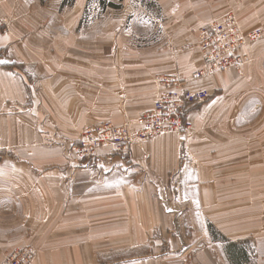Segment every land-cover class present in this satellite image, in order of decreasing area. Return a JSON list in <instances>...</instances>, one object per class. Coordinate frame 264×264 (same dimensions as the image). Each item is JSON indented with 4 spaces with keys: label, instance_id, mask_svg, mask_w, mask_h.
<instances>
[{
    "label": "crops",
    "instance_id": "obj_1",
    "mask_svg": "<svg viewBox=\"0 0 264 264\" xmlns=\"http://www.w3.org/2000/svg\"><path fill=\"white\" fill-rule=\"evenodd\" d=\"M63 1L0 0L6 26L0 34V261L19 246L33 251L30 264H186L177 238L160 252L159 239L166 243L179 213L165 211L156 195L160 185L166 193L175 190L169 177L183 158L178 135L162 134L127 153L101 148L80 163L66 140L102 122L136 121L153 106L156 80L174 77L189 91L208 94L186 111L189 154L199 163L196 178L211 173L208 164L201 167L205 160L245 158L250 141L230 129L257 120L264 126V39L243 48L247 60L240 69L196 79L193 73L203 68L196 34L232 10L243 30L253 29L264 21V0H157L150 10L139 6L156 14L160 28L145 43L127 31L130 14L123 2L128 6L129 0L120 9L98 8L95 17L88 0L61 6ZM246 105L249 111L258 107L257 119L243 120ZM208 128L214 129L211 135H203ZM90 161L110 173L131 163L157 183L128 170V184L84 194L87 185L90 192L110 186L104 178L90 181L94 171L82 166ZM258 185L242 183L235 196L263 214L264 184ZM120 208L125 214L113 215ZM245 235L233 241L249 240ZM253 240V258L264 264V237ZM211 245L194 253V262L230 264L225 245Z\"/></svg>",
    "mask_w": 264,
    "mask_h": 264
},
{
    "label": "rangeland",
    "instance_id": "obj_2",
    "mask_svg": "<svg viewBox=\"0 0 264 264\" xmlns=\"http://www.w3.org/2000/svg\"><path fill=\"white\" fill-rule=\"evenodd\" d=\"M99 0H88V12H90L91 16H97V9L101 8L99 5ZM116 5H120L121 3L114 2ZM65 5V0L62 2L61 6ZM123 5L126 6L125 11L129 13L128 21H127V31L133 34V38L138 40L139 42H147L150 39L152 31H158L160 28L158 27L159 23L157 21L156 14H151V11H145L143 8H139V3L129 0V4L127 6V2L124 1ZM130 5V6H129ZM131 11L129 12L130 8ZM137 11L135 12L134 9ZM102 9V8H101ZM120 9V8H118ZM234 13V10L227 12ZM225 14V15H226ZM235 14V13H234ZM236 17V16H235ZM160 19V18H159ZM216 22V21H213ZM212 23V22H211ZM241 26V25H240ZM253 29H245L244 32L249 31H257L264 29V21L254 25ZM1 27L3 30L5 25ZM242 28V27H241ZM4 32V31H3ZM2 32V33H3ZM197 40V38H196ZM263 41V40H262ZM242 53L244 54L243 50ZM245 55V54H244ZM246 56V55H245ZM238 70V69H237ZM227 71V70H226ZM257 90V89H256ZM203 103V102H202ZM201 104V102H198ZM197 103L191 104L189 108L194 105H198ZM249 104V103H248ZM248 106L246 105L243 108V120L245 122H250L251 119L258 118V107L256 106L253 111L248 110ZM181 118H183L181 133L177 134L179 137V143L182 147V155L181 165L179 166L178 172L176 175L169 177V183H172L174 187L173 192H167L166 189L163 188L159 183L160 187L156 189V195L159 196L163 203V208L166 211L167 208L178 215L179 219L176 223H172L170 227L166 231V243L164 240H160V252L163 250L169 251L172 247V241L170 238H177L180 244H177L176 248L181 247V250H186L185 254V263L186 264H196L194 262L193 254L200 252L202 248L207 249L211 247V243L220 242L225 245V254L232 264L229 257H231V248L233 244H237V248L240 249L245 254V261L242 264H257V261L254 259L255 255H258L257 244L253 239H258L260 235L264 237V213L262 214L258 210V206L255 207H245L243 204L246 202L238 201V198L235 196L236 193L242 192L238 185L242 183H250L252 186L258 184H264V175H261V172L264 168V158L258 155V152H262L264 155V126L259 125V120H257L255 125H252L248 128H238V129H230L234 132V134H240L247 136L246 141H250V151H245V158L238 159V157H232L228 159H219V160H205L207 163H201V167L205 168L206 164H208V168L211 169V173L203 174L202 179L196 178L198 176L196 174L198 168V161L195 160L190 154L188 146V141H190V136L192 133L191 124L188 122L186 117V112L184 115L182 114ZM138 119V118H137ZM136 121H126L121 125L125 124H133ZM120 124L115 126H121ZM214 129L208 128V130L203 131V135H211V132ZM173 134V133H172ZM160 135H154L146 141L142 142L137 147H141L144 143L148 142L151 139H154ZM220 136H226L223 132ZM68 143L69 151L72 152L74 162L80 163L85 162L88 159H83L74 149V145H76L79 141V137L77 136L74 139L66 140ZM56 142V141H52ZM188 144V145H187ZM134 147V146H133ZM111 152V150H109ZM187 153V156H185ZM91 159V158H89ZM1 161V160H0ZM2 162V161H1ZM82 166H90L89 170L94 171V173H90V175L94 178H90L91 180L97 181L104 178V183H110L109 187H102L99 185L95 186L96 191L90 192L91 187L89 185L86 193L91 194L98 191H103L104 188H119L123 184L129 180V172L134 171L137 176L142 179L149 178L152 180L154 184L157 183L154 177H149L148 174L143 169H135L131 163H123L118 166V169L110 173L103 171V167L99 169L95 164H92L91 161L84 163ZM175 173V172H174ZM264 173V172H263ZM107 175V179H105ZM182 175H186L187 178H183ZM246 176V177H245ZM139 179L137 181H139ZM187 182L185 183V181ZM157 186V185H156ZM260 185H258L259 188ZM177 187V189H176ZM214 191H212V188ZM105 191V190H104ZM258 192V189H256ZM253 195V192H252ZM254 196V195H253ZM170 197V199H168ZM255 199H251V203H255ZM171 205L170 207L168 206ZM178 207H174V206ZM127 209L120 208L118 213L113 215H123ZM129 210V209H128ZM149 214H153V211L150 207L146 208ZM235 211V212H234ZM255 212V213H254ZM173 213V214H174ZM252 217V221H249V217ZM253 216H257L259 218H255L258 222L253 221ZM176 219V218H175ZM203 229V230H202ZM207 234L203 235V232ZM203 231V232H202ZM248 232H251L248 235ZM161 234V229H160ZM206 235V236H205ZM245 235L249 240L243 241H233V239ZM155 235H153L154 237ZM166 244V247H165ZM229 250L227 249L228 245ZM19 248H28L29 247H19L15 246L14 249ZM236 248V247H235ZM12 250V251H13ZM31 250V249H30ZM227 250V251H226ZM11 251V252H12ZM32 251V250H31ZM228 252V253H227ZM10 253V252H9ZM8 253V254H9ZM33 253V251H32ZM7 254V255H8ZM229 255V256H228ZM254 257V258H253ZM173 259H178L177 257H170ZM232 258V257H231ZM34 259H31V262ZM244 260V259H243ZM30 262V263H31ZM29 263V264H30Z\"/></svg>",
    "mask_w": 264,
    "mask_h": 264
},
{
    "label": "built area",
    "instance_id": "obj_3",
    "mask_svg": "<svg viewBox=\"0 0 264 264\" xmlns=\"http://www.w3.org/2000/svg\"><path fill=\"white\" fill-rule=\"evenodd\" d=\"M237 18L233 13L227 14L222 20L209 23L199 29L197 47L202 56L204 66L193 73L194 78L226 71L239 67L244 57L243 45L264 37V29L257 31H240L237 29ZM3 23L0 22V25ZM237 70V69H236ZM157 91L154 94L151 112L145 113L136 123L113 126L109 123L83 129L79 141L73 149L83 158H93L97 151L109 147L112 152L127 153L133 146L154 135L162 133L180 134L182 114L191 104L204 102L208 94L205 91L186 92L174 77H160ZM33 253L28 248L14 249L0 264H29Z\"/></svg>",
    "mask_w": 264,
    "mask_h": 264
},
{
    "label": "trees",
    "instance_id": "obj_4",
    "mask_svg": "<svg viewBox=\"0 0 264 264\" xmlns=\"http://www.w3.org/2000/svg\"><path fill=\"white\" fill-rule=\"evenodd\" d=\"M121 1L122 0H99L98 2H99V5L102 9H104V8L118 9L121 6L116 5L114 2L120 3ZM133 1L139 3V5L141 7L146 8L147 10H150L151 8L155 7L157 0H133ZM230 246H231L230 244L227 246L228 250H229ZM237 246H238L237 244H233V247L231 248V257L232 258L231 257H229V258H230L232 264H242L243 261H245V259H246L245 254L240 249H238Z\"/></svg>",
    "mask_w": 264,
    "mask_h": 264
},
{
    "label": "bare ground",
    "instance_id": "obj_5",
    "mask_svg": "<svg viewBox=\"0 0 264 264\" xmlns=\"http://www.w3.org/2000/svg\"><path fill=\"white\" fill-rule=\"evenodd\" d=\"M225 17V16H224ZM223 17V18H224ZM222 18V19H223ZM221 19V20H222ZM219 22H220V20H219ZM237 22V29L240 31V35L242 36V31H244L242 28H241V26H240V24H239V22L238 21H236ZM204 27H206V26H204ZM203 28V27H202ZM4 30H1V27H0V34L3 32ZM198 32H199V30L197 31V34H198ZM197 34H196V38H197ZM264 39V37L263 38H260V39H256V40H254V41H252V42H248L247 41V43H245L244 45H243V48L244 47H246V46H248V45H250V44H252V43H255V42H257V41H260V40H263ZM246 60H247V58L246 57H244V59H243V61H242V63L240 64V66L239 67H236V68H230V69H240L245 63H246ZM203 66H204V62H203ZM229 70V69H228ZM220 72H224V71H219V73ZM214 74H217V73H213V74H209V75H206V76H203V77H207V76H210V75H214ZM200 78H202V77H200ZM178 83L180 84V86L181 87H185L184 86V84H182V83H180L179 81H178ZM157 86H158V82H157ZM156 91H157V88H156ZM156 91H155V93H156ZM185 91L186 92H191V91H189L188 89H186L185 88ZM154 93V94H155ZM189 109V108H188ZM152 110L150 109L149 111H147V112H145V113H149V112H151ZM145 113H143L142 115H144ZM141 115V116H142ZM99 124H101V123H99ZM99 124H95V125H92V126H89V127H86V128H90V127H95V126H97V125H99ZM110 125H113V124H111V123H109ZM113 126H115V125H113ZM86 128H84V129H86ZM162 134H166V132L165 133H162ZM162 134H159V135H162ZM174 134H176V133H174ZM79 136H81V132H80V134H79ZM103 148H105V147H103ZM106 148H109V147H106ZM110 149V148H109ZM100 150V149H99ZM98 150V151H99ZM111 150V149H110ZM97 151V152H98ZM112 151V150H111ZM130 151V150H129Z\"/></svg>",
    "mask_w": 264,
    "mask_h": 264
},
{
    "label": "snow or ice",
    "instance_id": "obj_6",
    "mask_svg": "<svg viewBox=\"0 0 264 264\" xmlns=\"http://www.w3.org/2000/svg\"><path fill=\"white\" fill-rule=\"evenodd\" d=\"M0 63H5V61H0Z\"/></svg>",
    "mask_w": 264,
    "mask_h": 264
}]
</instances>
